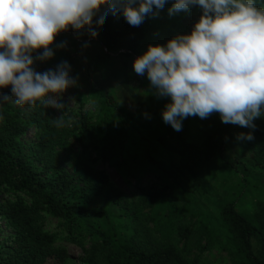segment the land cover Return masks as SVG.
I'll use <instances>...</instances> for the list:
<instances>
[{
	"label": "trees",
	"instance_id": "obj_1",
	"mask_svg": "<svg viewBox=\"0 0 264 264\" xmlns=\"http://www.w3.org/2000/svg\"><path fill=\"white\" fill-rule=\"evenodd\" d=\"M167 13L138 27L109 14L95 34L55 38L47 62H69L78 108L0 106V264H72L68 246L79 264H264V116L254 130L215 112L179 132L163 122L170 100L133 61L191 31ZM101 165L135 185L133 199Z\"/></svg>",
	"mask_w": 264,
	"mask_h": 264
},
{
	"label": "clouds",
	"instance_id": "obj_2",
	"mask_svg": "<svg viewBox=\"0 0 264 264\" xmlns=\"http://www.w3.org/2000/svg\"><path fill=\"white\" fill-rule=\"evenodd\" d=\"M169 2L0 0V89L11 86V96L0 93V106L9 101L19 106L39 102L61 112L66 106L63 93L77 86L71 65L65 60L55 69L35 70L37 63L53 59L55 38L85 27L95 34L96 25L109 14L122 15L130 26L138 27ZM257 3L171 0L170 17L198 6V21L187 34L178 33L163 45L149 44L134 59L133 69L147 75L156 95L169 98L161 115L173 130L181 131L190 116L206 119L214 112L225 124L254 130V119L264 116V6ZM65 47L66 42L55 45ZM253 139L251 131L237 135L240 141Z\"/></svg>",
	"mask_w": 264,
	"mask_h": 264
},
{
	"label": "rangeland",
	"instance_id": "obj_3",
	"mask_svg": "<svg viewBox=\"0 0 264 264\" xmlns=\"http://www.w3.org/2000/svg\"><path fill=\"white\" fill-rule=\"evenodd\" d=\"M260 3L264 4V0H258L257 4H260ZM169 7H171V0L168 4L165 5L166 10H168ZM257 7H259V5H257ZM200 15H201V9L198 6H194L188 12L181 11L180 13L173 15L171 17L168 15V19L165 21V24L167 23L166 26L171 25L172 23H175V24L177 23V25L178 24L180 25L181 23L184 22L186 25H188L189 27L192 28L194 23L198 21ZM42 51H43V49L40 50V52H42ZM36 67H37V71L43 72V71H46V69L54 68V65L52 63L49 65L48 62H45V63H37ZM139 83L140 82H137L135 84V86H137ZM78 87H79V85H77L75 87H71L63 93V102L66 104V106H68L70 108H78L79 105L76 104V101H75V98L78 94ZM84 91H85V89H84ZM57 99H59V97H57ZM87 108H88V106H87ZM97 170L98 171H105L107 173V175L109 176L110 180L113 182V185L117 189L124 192L129 198H131V199L134 198V196L136 194L135 188H134L135 185L131 186L129 181L126 182L121 176H119L116 173L115 170L110 169V168H106L103 165L99 166L97 168ZM133 183L134 182L131 181V184H133ZM68 247H69V250L74 254L73 257H74L75 261L72 264H79L76 260L79 259V257H81V255H82L81 250L79 248H77L76 246H68ZM191 258H194V256H192ZM217 260H218V258H216V260L211 259V261L214 264H228L226 262H220Z\"/></svg>",
	"mask_w": 264,
	"mask_h": 264
}]
</instances>
